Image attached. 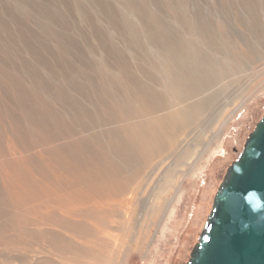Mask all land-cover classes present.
Listing matches in <instances>:
<instances>
[{
	"label": "rangeland",
	"instance_id": "obj_1",
	"mask_svg": "<svg viewBox=\"0 0 264 264\" xmlns=\"http://www.w3.org/2000/svg\"><path fill=\"white\" fill-rule=\"evenodd\" d=\"M149 91L182 128L122 162ZM263 115L264 0H0V264H186Z\"/></svg>",
	"mask_w": 264,
	"mask_h": 264
},
{
	"label": "water",
	"instance_id": "obj_2",
	"mask_svg": "<svg viewBox=\"0 0 264 264\" xmlns=\"http://www.w3.org/2000/svg\"><path fill=\"white\" fill-rule=\"evenodd\" d=\"M186 264H264V115L227 167Z\"/></svg>",
	"mask_w": 264,
	"mask_h": 264
},
{
	"label": "bare ground",
	"instance_id": "obj_3",
	"mask_svg": "<svg viewBox=\"0 0 264 264\" xmlns=\"http://www.w3.org/2000/svg\"><path fill=\"white\" fill-rule=\"evenodd\" d=\"M167 99L169 98L162 93L149 91L137 96V106L134 109L129 108V111L124 110L127 113H121L122 116L124 115V119L130 121L128 126L120 131L117 137L118 142L113 144L114 150L122 162L134 164L148 160L156 153L157 146H164V137L169 135L171 137L182 128V124H178L177 119L180 112L170 114L168 110L173 106ZM112 168L115 167L109 166L105 170L108 171ZM102 181L103 188H107L110 181L106 178Z\"/></svg>",
	"mask_w": 264,
	"mask_h": 264
}]
</instances>
